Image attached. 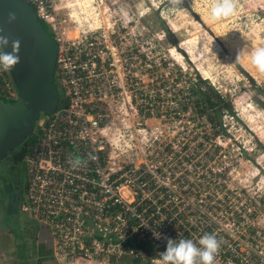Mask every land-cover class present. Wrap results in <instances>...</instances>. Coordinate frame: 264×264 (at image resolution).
<instances>
[{
  "label": "built area",
  "instance_id": "2783aa9c",
  "mask_svg": "<svg viewBox=\"0 0 264 264\" xmlns=\"http://www.w3.org/2000/svg\"><path fill=\"white\" fill-rule=\"evenodd\" d=\"M25 1L49 25L57 45L59 104L36 121L25 148L20 209L49 230L56 260L114 264L132 255L161 264L146 243L162 253L169 238L198 243L214 233L221 241L214 264H264L242 257L233 234L212 222V210L196 205L214 185L209 164L188 170L184 156L169 161L178 152L133 142L152 115L150 104L135 99L136 48L123 44L112 28L68 35L56 26L58 0ZM76 159L82 163L73 166ZM191 174L197 182L189 189Z\"/></svg>",
  "mask_w": 264,
  "mask_h": 264
},
{
  "label": "rangeland",
  "instance_id": "374dc122",
  "mask_svg": "<svg viewBox=\"0 0 264 264\" xmlns=\"http://www.w3.org/2000/svg\"><path fill=\"white\" fill-rule=\"evenodd\" d=\"M57 2L59 30L75 35L82 29L112 28L123 44L136 48L135 99L150 104L152 115L139 126L144 129L133 134V142L154 152H178L169 161L178 163L175 160L184 156L188 170L209 164L215 171L214 185L196 205L212 210V222L219 231L233 234L242 257L264 260V74L243 54L264 46V0H234V13L215 21L208 11L215 0H183L179 6L174 0ZM196 74L232 104L234 114L221 112L220 129L210 124L214 115L209 108L197 114L191 106L195 97L185 100ZM10 92L9 76L0 71V94ZM189 180L190 189L197 178L191 174ZM1 196L3 232L19 222L12 215L13 201L9 205ZM145 249L161 257L154 244L146 243ZM114 264L157 263L129 255Z\"/></svg>",
  "mask_w": 264,
  "mask_h": 264
},
{
  "label": "water",
  "instance_id": "95a60500",
  "mask_svg": "<svg viewBox=\"0 0 264 264\" xmlns=\"http://www.w3.org/2000/svg\"><path fill=\"white\" fill-rule=\"evenodd\" d=\"M9 12L16 19L9 21ZM0 35L20 41V61L6 71L15 95L0 97V160L27 140L36 121L52 114L59 104L54 84L57 45L42 26L31 4L25 0H0Z\"/></svg>",
  "mask_w": 264,
  "mask_h": 264
},
{
  "label": "clouds",
  "instance_id": "9594fccd",
  "mask_svg": "<svg viewBox=\"0 0 264 264\" xmlns=\"http://www.w3.org/2000/svg\"><path fill=\"white\" fill-rule=\"evenodd\" d=\"M175 5L179 6L183 0H174ZM236 4L234 0H215L209 8V16L212 20H219L234 13ZM9 21L16 19L14 12H9ZM9 40L7 36L0 35V71H11L20 61L19 50L20 41L13 40L11 51L7 50ZM258 72L264 74V46L256 47L250 52L243 53ZM82 163L76 159L73 166ZM157 237L159 235L155 234ZM221 246V241L214 233H205L198 243L191 239H180L176 242L169 238L166 249L161 253V264H214L216 253Z\"/></svg>",
  "mask_w": 264,
  "mask_h": 264
},
{
  "label": "crops",
  "instance_id": "0c3cea01",
  "mask_svg": "<svg viewBox=\"0 0 264 264\" xmlns=\"http://www.w3.org/2000/svg\"><path fill=\"white\" fill-rule=\"evenodd\" d=\"M12 215L19 223L9 225V229L5 226L3 232L0 230V264H65L54 257L51 236L44 225L21 211ZM75 264L98 263L77 261Z\"/></svg>",
  "mask_w": 264,
  "mask_h": 264
},
{
  "label": "trees",
  "instance_id": "16d2710c",
  "mask_svg": "<svg viewBox=\"0 0 264 264\" xmlns=\"http://www.w3.org/2000/svg\"><path fill=\"white\" fill-rule=\"evenodd\" d=\"M42 24V26L51 34L49 25L39 20ZM197 78L196 80L189 83V87L187 88V92L189 94V98L195 97L194 100L191 101V106L197 114H204V111H206V108H209L214 117L209 118V122L211 125H214L215 123L218 125V129L221 128L220 124V115L223 110L234 114V110L232 109V104L230 101L224 98V96L216 89L214 88L207 80L206 78L200 77L198 74H196ZM0 97H3L6 100H11L12 97H8L4 94H0ZM214 119H217L216 121ZM218 131V130H217ZM32 137H29L27 140L24 141L22 144V150L20 152V158L22 160L24 154H25V148L31 141Z\"/></svg>",
  "mask_w": 264,
  "mask_h": 264
},
{
  "label": "flooded vegetation",
  "instance_id": "af4514ba",
  "mask_svg": "<svg viewBox=\"0 0 264 264\" xmlns=\"http://www.w3.org/2000/svg\"><path fill=\"white\" fill-rule=\"evenodd\" d=\"M21 150L22 145L0 160V194L2 198L4 197V200L6 199L7 204L10 205L13 201L12 206L16 210H14V213L23 212L20 209L24 192V165L19 156ZM3 207L2 205L1 212Z\"/></svg>",
  "mask_w": 264,
  "mask_h": 264
},
{
  "label": "bare ground",
  "instance_id": "6f19581e",
  "mask_svg": "<svg viewBox=\"0 0 264 264\" xmlns=\"http://www.w3.org/2000/svg\"><path fill=\"white\" fill-rule=\"evenodd\" d=\"M86 1H88V0H86ZM85 5H86V3H85Z\"/></svg>",
  "mask_w": 264,
  "mask_h": 264
}]
</instances>
